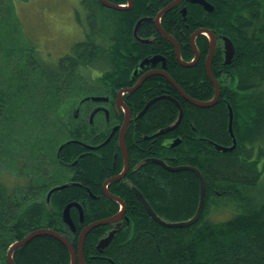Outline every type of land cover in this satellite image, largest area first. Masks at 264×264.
<instances>
[{"label":"trees","instance_id":"1","mask_svg":"<svg viewBox=\"0 0 264 264\" xmlns=\"http://www.w3.org/2000/svg\"><path fill=\"white\" fill-rule=\"evenodd\" d=\"M15 1L28 0H0V264H9L8 251L13 243L38 229L58 231L78 251L83 228L118 211L120 205L106 198L102 190L105 178L117 174L122 167L118 138L102 149L120 153L118 168L106 174L103 164L96 165L95 150L90 151L91 155H80L89 150L80 143L70 142L96 145L101 140L99 136L107 135H96L87 117L88 104L80 107L76 117L71 97L72 93L81 96L88 91L84 88L88 83L82 77L83 71L100 61L106 68H103V82L97 81L96 90L98 93L112 90L116 94L120 90L119 82L129 79L126 67L131 70L139 59L136 51H143L136 45L135 53L127 49L126 42L132 37L135 23L142 15H154L160 10L144 0H134L135 6L130 11L108 9L99 0H82L84 7L96 9L93 7L96 5L111 12L109 26H106L109 20L104 21L87 42L75 44L74 51L60 58L57 65L49 66L34 55V48L24 37L15 13ZM108 1L121 5L127 0ZM208 2L213 11L198 4L189 5L186 20L173 11L165 17L163 25L179 41L186 61L194 57L189 40L198 29H212L233 42L235 54L229 64L224 63L221 44L212 62L220 98L211 107L195 106L184 99L181 102L184 115L179 126L153 139H141L133 129L128 130L131 171L122 185L115 182L109 188L125 201L129 222H124L102 251L97 246L108 235V226L92 229L85 241L86 264H264V202L256 204L248 191L256 187L264 173V147L255 155L256 143L264 137V0ZM155 29L151 20L142 25L146 36L153 35ZM103 30L107 36L102 39L98 35ZM203 37L197 40L202 52L199 63L185 67L172 56L170 73L192 98L210 101L215 89L206 72L209 45ZM99 41L104 43L98 49ZM159 41L161 49L171 48L162 37ZM83 49L85 54L81 53ZM118 69L124 72L122 77L113 75V70ZM177 93L167 79L151 77L132 94L137 106L135 113L142 109L144 101L161 95L175 97ZM125 99L129 101L128 94ZM229 106L233 107L237 146L231 152H224L216 146H233L228 129ZM178 117L175 103L161 98L135 122L144 137L172 125ZM64 133L67 136L62 138ZM200 137L209 141L203 144ZM135 138L141 140L136 142ZM178 138L182 143L173 147L169 142ZM177 151L179 154L175 155ZM48 155L54 156L63 167L60 161L69 165L65 169L67 180L58 182L61 168L55 167L50 174L43 170L41 160ZM146 158L164 160L171 166H191L202 173L206 183L205 209L195 224L183 228L159 224L134 189L142 193L161 219L183 222L192 219L199 206L198 175L191 170L172 172L155 163L133 171ZM81 166L85 175L81 174ZM4 176L24 184H10L3 181ZM72 181L81 185H69L47 199L52 187ZM89 191L98 197L91 198ZM81 196L86 200L85 218L81 223L77 211H72L77 227V232H73L63 224L61 214L68 202L81 201ZM229 199L243 203L242 210L227 221H211L210 211ZM205 242L210 243L208 248L201 247ZM13 258L16 264H71L70 252L51 236L33 239L18 248Z\"/></svg>","mask_w":264,"mask_h":264},{"label":"flooded vegetation","instance_id":"2","mask_svg":"<svg viewBox=\"0 0 264 264\" xmlns=\"http://www.w3.org/2000/svg\"><path fill=\"white\" fill-rule=\"evenodd\" d=\"M177 1L178 0H157V2H152V1L150 2V0H148V2H147V0L143 1V2L148 3V5L150 4V5H154V6H159V8H160V10L154 12L155 13L154 15H149V14L145 15L144 14L141 17H139V20L144 19V18L152 19L151 22H154L155 27H156L155 33L153 35H151V36L143 35V33H142V25H143V23L146 22L145 21L142 24L140 23L141 25L139 24L140 26H138L136 28V30H135L136 33L134 32V29H135V27H134L132 37L127 42L125 40V42L128 45L127 49L131 53H133V52L135 53V51L133 49L134 45L142 47L143 51L142 52H137L136 51V57H138L139 59H138V61H136L134 63L135 65H134V67L131 70H129L130 67H126V68H128L127 70L129 71V79H128L127 82H124L123 80H121L119 82L118 86L120 87V90L117 91L116 94L112 90H108V92H106V93H98L97 92V90H96V86H98L97 85V81L103 82V80H102V78H103L102 75L103 74L102 75H98L95 78H91V77H88V76L83 78L85 80V82L88 83L87 85L90 88V90H92V93H88L87 96L82 97L81 100H79V108L74 110L75 111V115H76V117H78L80 112H81L80 110H81L82 106L85 105V104H88V108H87L88 115H87V117H88V120H89L90 124L94 126L96 135L99 136L102 133H106L107 135L104 136L105 138L99 136L101 138V140L96 145H93V144L90 145L89 143H83L81 141H79V143L82 144L83 147L86 148V149H88V146H93L94 147L93 150H95L94 156H95V160H96V165L103 164L105 166V168H106V174L108 172L112 173L113 170L115 171L118 168L117 161H119L118 159H119V156H120V153H121L122 167H121L120 171L117 174H114V175L112 174V175L108 176L107 178H105V180H104L105 182H104V184L102 186V190H103L104 196L106 198H108L109 200H112V201H114V202H116V203H118L120 205V207H119V209H118V211L116 213L112 214L110 217L103 218V219H112L114 217H117V221L109 223L108 225H100V226H108V233L113 231V230H116V229L117 230L121 229L124 226V222H127V223L129 222L128 218L126 217L127 206H126L125 201L123 200L122 197L114 195L112 192H110V188H109V186L112 183H115V182H120L121 185H122L126 181V178H127L128 174H129V172L131 171L129 149H128V145H127V142H126V137H127L128 130L130 128L133 129L135 131V136L136 137H141V139H145V140H150V139H153L155 137H158L160 135H164V134L170 132V131H168V132H166L164 134L160 133L161 131L173 126L178 121L179 117L172 125L164 128V129H161L160 131L159 130H155L149 135L146 134V136H144V137H142V133L140 132L141 128L139 129V126H138V124L135 121H140V119L143 118V116L147 113V111L151 107V105L154 104L157 100H160L161 98H166V99H169L172 102H174L175 105L179 109V115H180V111L182 110V112H183V108H182L183 105L181 104V102H183L184 99L187 101L188 98L191 97L184 90L182 85L180 83H178L174 79L172 74L170 73V64H171V59L170 58L172 56H175L176 60L179 63H180V61L178 59L177 51H176V48L174 46L173 41L171 39L163 36L159 32L158 25H157L158 23H157V19L156 18L163 10H165L166 8L172 6L171 9H169L166 13L163 14L162 18L160 19V24H161V27L163 28V30L168 35H170L178 43L179 41H177L175 36H173L172 34L168 33V31L164 27L163 22L165 20V17L169 13H171L173 11H176L177 14L180 15V17H182L184 20H186L187 19V15L189 14V9H190L189 5L198 4L201 7H203L204 9H206V8L202 4L193 3L190 0H180L177 4H175V2H177ZM205 1L208 2V0H205ZM134 6H135V2L133 0V5H132L131 9H129L128 11L132 10L134 8ZM209 12H211V11H209ZM138 21L135 23V26L138 23ZM147 21H150V20H147ZM201 29L208 30L211 33H213V35L215 36V39H216L215 51H216L217 47L220 44L223 45L224 42L222 40V35L220 33H217L216 31H214L212 29H207V28H201ZM194 33H193V35L191 36V38L189 40L190 43H191L192 51L194 53V57L192 58V62L195 60V56H196L195 52H194V49H193V45H192V38L194 36ZM208 35H210V34H208ZM208 35H205V34L198 35L196 37V39H195V45H196V47L198 49L197 40L199 39V37H203L204 36L206 42H208V45H209V52H208V55H209L212 39ZM160 37H162L163 40H166V42L168 43V45L171 48L166 47V48L161 49L160 48V41L157 42ZM144 47H145V49H144ZM179 47H180V44H179ZM85 51H86V49H83V50H81V53L84 54ZM215 51H214V54H215ZM90 52H93V51L91 50ZM180 53H181V47H180ZM198 55L199 56L197 58V61L199 63V61L202 58V52H201L200 49H198ZM208 55H207V57H208ZM181 57H182V54H181ZM223 57H224V63H225V60H226L225 59V50H223ZM182 59H183V57H182ZM213 59H214V55H213V57L211 59V67H212ZM207 60L208 59L205 57V64H207ZM184 61L185 62H190V61H186V60H184ZM225 64H227V63H225ZM92 67L87 66V69L90 72H96L95 70H98V69L100 70L101 69L103 71V68H106L105 66L100 65L99 63L93 64ZM123 70H125V69H123ZM206 72H207V76H208L209 80L211 81V78L208 75L207 68H206ZM123 74H124V72L121 69L113 70V75H115L116 77H122L121 75H123ZM165 74L169 75L173 79V82L170 81L166 77ZM212 74H213V69H212ZM154 76L155 77H163V78L167 79L169 81V83L178 91V93L175 95V97H173V96H171V97L163 96L162 97V95H161L160 97H155V98H153V99H151L149 101H146V102L144 101L143 104H142V109H140L138 112L135 113V109H136L137 106L135 105L136 104L135 100L132 98V94L135 91H137L138 89H140L142 86H144L146 81L149 78L154 77ZM213 77H214V79L216 80V82L219 85V82L215 78L214 74H213ZM173 83H176L183 90V94L174 86ZM211 83L213 84L212 81H211ZM138 85H139V87H137ZM213 86H214V84H213ZM130 89H134V90L132 92H129V93H125L124 92V93H122L120 95V93L123 90L124 91H128ZM214 89H215V87H214ZM127 94H128L129 101H127L125 99V96ZM94 97H98L99 99H94ZM127 111H129V113H130V118H129V123H128L127 127H126L125 145H126L127 152H128L129 168H128V171L126 173H124L125 172V159H124V153H123V149H122L121 142H120V136H121V129H122V127H123V125H124V123L126 121ZM183 115H184V112H183ZM182 119H183V117H182ZM181 121H180V123H181ZM177 127H175L174 129H176ZM115 137L118 138V142H119V146H120V153H119V151H114L112 149H107V150L103 151L102 149L105 148L107 146V144L110 143ZM135 139H136L135 140L136 142L141 140V139H137V138H135ZM199 140H200L201 143H203V142L205 143V142L209 141V140L203 139L201 137L199 138ZM174 142H177L176 145H173ZM169 143L172 144L173 147H175V146L180 145L182 143V141L178 138V139L170 141ZM91 153L92 152H90V149H89V151H86V152H84V153H82L80 155H85V154L91 155ZM178 154H179V151H177L175 153V155H178ZM175 155H174V158L176 160H179V157H176ZM153 159H156V158H146V159L140 161V163L136 164L133 167V169H134L133 171H139L144 165H146L148 163H155V162L152 161ZM156 160H160V159H156ZM160 161H164V160H160ZM60 162H62V161H60ZM63 164H64V172L66 173L65 169L69 165L66 164V163H63ZM155 164H157V163H155ZM168 166H171V165H168ZM183 166H185V165L171 166V167H183ZM188 167H191V166H188ZM81 174L85 175L84 166H81ZM119 177H121V178H119ZM116 178H119V179L118 180H114ZM112 179L114 181L109 182ZM75 182L78 183V185H81L77 181H72L70 183L71 184H75ZM105 191H108V193H110L111 195L119 198L122 202H124L125 208L122 209L120 202L110 198L106 194ZM89 196L91 198H93V199H96L98 197V196L93 195L90 191H89ZM83 198H84V196H81V201L80 200H71L64 207V209H65L72 202L77 203L83 209V212H84L83 213V220L80 221V213H79L80 210L78 209V207H72L70 209V214H71V217H72V211L76 210L77 211V216H78L79 221L81 223L84 222V218H85V206H84V203L86 202V200H84ZM64 209L62 210L61 219L63 220V224H66L69 228H71L70 225L65 221V219L63 217ZM121 210L123 211V213L121 215H119L122 212ZM103 219L98 220V221H102ZM73 221L75 222L74 219H73ZM98 221H95V222H92V223H96ZM76 231L77 230H75V232ZM97 248H98V246H97ZM100 250L102 251V249H100ZM78 262H80V261H78Z\"/></svg>","mask_w":264,"mask_h":264},{"label":"rangeland","instance_id":"3","mask_svg":"<svg viewBox=\"0 0 264 264\" xmlns=\"http://www.w3.org/2000/svg\"><path fill=\"white\" fill-rule=\"evenodd\" d=\"M14 7L22 33L35 50L34 55L49 66L57 65L60 58L73 50L75 44L87 42V38L93 33V30H100L104 21L109 20L106 23V26H109L110 17H112L111 12H107L99 6L96 7V5H94L93 7L96 9L84 7L82 0L15 1ZM106 36V30H103V32L98 35V37H101L102 39ZM101 43L104 42L99 41L98 49L103 45ZM102 62L103 61H100L99 64L102 65ZM95 71L96 72H90L85 69L83 71L84 76L82 77L88 76L95 78L104 73L101 69ZM84 88L88 91L81 93V96L79 95L80 93H72L71 101L74 110L79 108V100H81L82 97L87 96L88 93H92V90H90L88 85H85ZM65 96H67V94L64 92V97ZM65 136H67L66 133H64L62 138H65ZM262 147H264V137L259 143H256L255 155H257L259 152L258 150ZM53 158L54 156L52 155L42 158L41 166L43 170L50 174L54 171L55 167L61 168V172L59 173L60 180H58V182H61L64 179L67 180L68 177L65 176L64 169H62L64 167L57 164ZM60 163L63 164L64 162ZM5 172L8 173L9 171L5 169ZM151 179L154 180L152 177ZM3 181L10 184H24L16 178H10L8 176H4ZM54 187H52L50 191ZM248 191L249 195L256 200V204H262L264 202V173L256 187L249 189ZM242 206L243 203L239 201L233 199L225 200L217 208L210 211L209 219L213 222L226 221L232 216L234 217L238 214L242 210ZM209 244V242H205L201 244V247L208 248Z\"/></svg>","mask_w":264,"mask_h":264},{"label":"water","instance_id":"4","mask_svg":"<svg viewBox=\"0 0 264 264\" xmlns=\"http://www.w3.org/2000/svg\"><path fill=\"white\" fill-rule=\"evenodd\" d=\"M100 3L105 6L106 8L108 9H112V10H117V11H124V10H129L131 9L132 5H133V0H128V6H124V5H119V4H115L113 2H110L108 0H99ZM180 0H178L177 2H175V4H177ZM191 2L193 3H200L202 4L208 11H213V7L208 3L206 2L205 0H190ZM172 6L166 8L165 10H163L158 16H157V25H158V29H159V32L171 39L174 43V46L176 48V51H177V56H178V59L180 61V63L185 66V67H193L195 64L198 63L197 61V58H198V49L195 45V39L198 35L200 34H203V33H209L210 35V38L212 39V43H211V46H210V53L207 57V64H206V68H207V71H208V75L209 77L211 78V81L213 82L214 84V87H215V96L212 100L210 101H199V100H196L192 97H189L188 98V101L190 103H192L193 105L195 106H199V107H211V106H214L218 99H219V96H220V88H219V85L218 83L216 82V80L214 79L213 77V74H212V67H211V59L214 55V51H215V47H216V39H215V36L213 35V33H211L210 31L208 30H205V29H201V30H198L197 32L194 33V36L192 38V45H193V49H194V52H195V60L193 62H185L181 59V54H180V47H179V44L170 36L168 35L164 30L163 28L161 27V24H160V19L162 18L163 14L166 13L169 9H171ZM143 20H140L137 24V27L139 26V24L142 22ZM223 40L225 42V63H230L231 59L233 58L234 56V52H235V48H234V45L232 43V41L227 38V37H223ZM166 75V74H165ZM166 77L173 82V79L169 76V75H166ZM139 87V85L137 86ZM135 89V88H134ZM134 89H130L128 91H122L120 93V95L122 93H129V92H132ZM94 99H99L98 97L94 98ZM126 108V107H125ZM182 117H183V113L180 115V119L178 120V122L176 123V125L172 126V127H169L168 129L166 130H163L161 133H164L166 131H170L172 129H174L175 127H177L180 123V121L182 120ZM129 118H130V113L129 111H127V117H126V121L121 129V136H120V142H121V146H122V149H123V153H124V159H125V172L126 173L128 171V168H129V158H128V152H127V148H126V145H125V134H126V127L129 123ZM233 120H234V113H233V109L231 108V106L229 107V130H230V133L233 137V146L230 147V148H223V147H220V146H216L217 149L219 150H222L224 152H231L235 149L236 147V144H237V141H236V138H235V135H234V132H233ZM177 142H174L173 145H176ZM89 148H93V147H89ZM153 162L163 166L165 169L169 170V171H172V172H177V171H181V170H184V169H191L192 171L196 172V174L198 175V178H199V181H200V201H199V206H198V209H197V212L195 214V216L190 219V220H187V221H183V222H167L163 219H161L154 211L153 209L151 208V206L149 205V203L146 201V199L144 198L143 195L140 194V192H136L137 195L140 197V200L142 201L145 209L147 210V212L151 215V217L156 221L158 222L159 224L161 225H164V226H167V227H172V228H183V227H188L190 225H193L195 224L201 217L202 213H203V210H204V207H205V194H206V184H205V181H204V177L202 175V173L196 169V168H192V167H188V166H183V167H171V166H167L163 161H160V160H156V159H153L152 160ZM121 178V177H119ZM119 178H116L114 180H118ZM113 179L110 180L109 182H112L114 181ZM108 182V183H109ZM107 183V184H108ZM68 187V184H65V185H62V186H58V187H55L53 188L50 193H49V196H48V199L50 198L51 194L56 191V190H62L64 188ZM106 194L114 199V200H117L120 202V204L123 206V208L125 207V204L124 202H122L119 198L111 195L110 193H108V191H105ZM72 207H78V209L80 210V218L81 220H83V209L77 204V203H71L69 204L65 209H64V214H63V217L65 219V221L70 225V227L75 231L76 228H75V224L71 218V214H70V209ZM123 212H121L119 215H121ZM114 221H117V217H114L112 219H105V220H102V221H98L96 223H92L91 225H89L88 227H86L83 232L81 233L80 235V238H79V248H78V252H79V259L81 260L82 264H85L84 263V260H83V251H84V245H85V240H86V237L88 235V233L90 232V230H92L94 227H97V226H100V225H106V224H109V223H112ZM116 231V230H115ZM115 231L111 232L109 234L108 237H106L105 239L101 240L100 244H99V247H105L107 246L111 240L113 239V236L115 234ZM41 236H51V237H54L56 238L57 240H59L61 243H63L67 249L69 250L70 254H71V257H72V264H77V255H76V252L73 248V246L62 236L60 235L58 232L54 231V230H49V229H39V230H36L32 233H30L28 236H26L23 240H20L18 242H16L15 244L11 245L10 249H9V252H8V263L9 264H16L14 259H13V254L15 252L16 249L22 247V246H25L27 245L29 242H31L33 239L37 238V237H41Z\"/></svg>","mask_w":264,"mask_h":264},{"label":"bare ground","instance_id":"5","mask_svg":"<svg viewBox=\"0 0 264 264\" xmlns=\"http://www.w3.org/2000/svg\"><path fill=\"white\" fill-rule=\"evenodd\" d=\"M141 20H143V21L141 22V24H142L143 22H145V21H147V20H152V19L144 18V19H141ZM139 21H140V20H139ZM139 21H138V22H139ZM137 24H138V23H137ZM137 24H136L135 29H134V32H135V33H136L135 30H136V28H137ZM141 24H140V25H141ZM140 25H139V26H140ZM208 34H209V33H208ZM232 43H233V42H232ZM234 48H235V47H234ZM180 54H181V53H180ZM181 59H182V57H181ZM222 59H223V58H222ZM182 60H183V59H182ZM183 61H184V60H183ZM210 63H211V61H210ZM225 65H226V64H225ZM173 84H174V86H175V87H176V88H177V89L183 94V90H182V89H181L176 83H173ZM179 101H180V100H179ZM232 108H233V107H232ZM182 113H183V112H182V110H181V111H180V115H181ZM180 115H179V119H180ZM179 119H178V120H179ZM177 122H178V121H177ZM177 122H176V123H177ZM233 122H234V121H233ZM176 123H175L174 125H176ZM174 125H173V126H174ZM171 127H172V126H171ZM167 129H168V128H167ZM228 129H229V128H228ZM165 130H166V129H165ZM172 130H173V129H172ZM170 131H171V130H170ZM161 132H162V131H161ZM161 132H160V133H161ZM166 132H168V131H166ZM166 132H164V133H166ZM164 133H161V134H164ZM235 135H236V134H235ZM235 137H236V136H235ZM236 138H237V137H236ZM59 147H60V146H59ZM163 162L165 163V161H163ZM165 164H166V163H165ZM166 165H167V164H166ZM167 166H168V165H167ZM192 168H193V167H192ZM196 169H197V168H196ZM184 170H191V169H184ZM191 171H192V170H191ZM193 172H194V171H193ZM195 173H196V172H195ZM134 190H135V192H139L138 189H136V188H135ZM136 194H137V193H136ZM140 194L142 195L141 192H140ZM137 196H138V195H137ZM138 197H139V196H138ZM144 198H145V197H144ZM139 199H140V197H139ZM146 201H147V200H146ZM141 202H142V201H141ZM147 202H148V201H147ZM149 205H150V204H149ZM232 217H233V216H232ZM232 217H231V218H232ZM226 221H227V220H226Z\"/></svg>","mask_w":264,"mask_h":264},{"label":"crops","instance_id":"6","mask_svg":"<svg viewBox=\"0 0 264 264\" xmlns=\"http://www.w3.org/2000/svg\"><path fill=\"white\" fill-rule=\"evenodd\" d=\"M126 3H127V1H126ZM126 3H125V4H126ZM126 11H128V10H126ZM189 61L192 62V58H191Z\"/></svg>","mask_w":264,"mask_h":264}]
</instances>
